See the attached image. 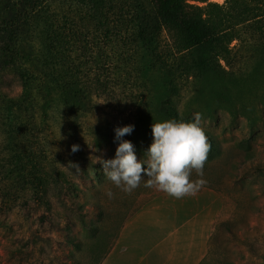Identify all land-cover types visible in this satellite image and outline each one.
<instances>
[{
    "label": "rangeland",
    "instance_id": "obj_1",
    "mask_svg": "<svg viewBox=\"0 0 264 264\" xmlns=\"http://www.w3.org/2000/svg\"><path fill=\"white\" fill-rule=\"evenodd\" d=\"M186 3L202 9L210 4L201 15L223 21L224 28L231 27L235 15L243 10L235 6L234 0ZM233 26V41H223L224 50L218 48L206 62L218 74L207 72L197 77L199 52L190 46L185 32L167 23L162 30V70L152 74L146 85L137 77L138 62L127 68L129 72L123 61L111 62L108 91L98 101V113L86 124L87 129L105 133L108 139L98 149L92 135H81L78 143L79 154L88 157L87 162L96 165L97 171L83 173L86 163L75 160L71 165L78 168H73L58 156L57 168L67 173L70 189L56 186L46 195V202L30 191L17 203L4 205L0 199V264H100L122 221L142 204L141 196L155 188L141 189L142 181L126 193L105 178L100 160L114 158L118 143L114 142V128L135 125L124 139L133 143L139 160L145 158L152 143V123L167 120L165 113L171 109L183 120L192 121L199 113L200 126L211 144L203 177L195 170L191 175L192 180L204 179L200 189H214L222 201L203 264H264V24ZM93 33L99 43L109 44ZM70 42L74 40L70 38ZM114 42L116 45L110 46L122 54L133 50L129 47L124 51L122 44ZM132 56L138 60L135 52ZM167 72H173L174 77ZM4 90L8 95L19 94L21 81L7 77ZM148 113L150 121L145 124L149 126H145ZM56 148L65 154L62 145ZM108 191L113 192L112 198L107 196ZM191 217L187 212L183 218L190 220L189 227L194 225ZM169 225L163 234L143 239L145 248H134L122 254L127 258L114 257L109 264H135L139 255L147 252L152 258V252L158 250H152L155 243L170 235Z\"/></svg>",
    "mask_w": 264,
    "mask_h": 264
},
{
    "label": "trees",
    "instance_id": "obj_2",
    "mask_svg": "<svg viewBox=\"0 0 264 264\" xmlns=\"http://www.w3.org/2000/svg\"><path fill=\"white\" fill-rule=\"evenodd\" d=\"M186 1L0 0V199L4 205L19 202L29 191L46 202L56 186L70 189L67 173L57 168L58 156L69 165L75 160L86 163L81 166L83 173L97 171L81 152L82 159L80 149L72 152L71 146L78 145L83 134L94 136L97 149L108 139L86 124L98 113V101L108 91L111 62L123 61L127 72L138 62L137 77L144 85L152 74L161 72L163 24L189 36L190 46L199 52L197 77L218 74L206 62L218 48L224 50L223 41H233V25L264 24V0H234L243 10L228 28L223 21L201 15L210 4L202 9ZM89 29L109 44L99 43L93 32H84ZM115 40L122 50H133L120 53L110 46L116 45ZM134 52L138 60L132 58ZM217 68L224 70L218 63ZM167 74L174 77L173 72ZM9 76L21 81L19 94L4 90ZM166 114L167 120H183L175 109ZM149 115L143 124L150 121ZM58 145L64 147V155Z\"/></svg>",
    "mask_w": 264,
    "mask_h": 264
},
{
    "label": "clouds",
    "instance_id": "obj_3",
    "mask_svg": "<svg viewBox=\"0 0 264 264\" xmlns=\"http://www.w3.org/2000/svg\"><path fill=\"white\" fill-rule=\"evenodd\" d=\"M134 128L133 124L114 128V142H118L114 158L100 160L108 181L131 193L143 180L145 187H155L177 199L195 194L203 186L204 179H191L193 170L203 177V167L211 150L200 126L199 113L190 122L175 119L153 122L152 143L144 153L145 158L139 160L133 143L124 139ZM78 150V145L71 146L72 152ZM113 195L112 191L107 192L109 198Z\"/></svg>",
    "mask_w": 264,
    "mask_h": 264
},
{
    "label": "crops",
    "instance_id": "obj_4",
    "mask_svg": "<svg viewBox=\"0 0 264 264\" xmlns=\"http://www.w3.org/2000/svg\"><path fill=\"white\" fill-rule=\"evenodd\" d=\"M141 189L146 188L143 185ZM141 198L142 204L122 221L101 264H109L114 257L127 258L122 254H129L134 248H145L143 239L151 234H163L169 224L170 235L155 243L152 250H158L152 252L153 257L148 252L141 253L135 264H200L209 251L210 238L220 215L221 196L214 189L203 187L195 194L177 199L154 188ZM187 212L192 214L194 225L191 227L189 219L183 221ZM139 238L142 240L138 243Z\"/></svg>",
    "mask_w": 264,
    "mask_h": 264
}]
</instances>
